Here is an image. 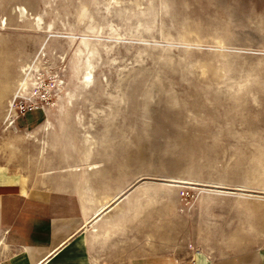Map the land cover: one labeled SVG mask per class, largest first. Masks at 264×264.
Wrapping results in <instances>:
<instances>
[{
	"label": "rangeland",
	"instance_id": "374dc122",
	"mask_svg": "<svg viewBox=\"0 0 264 264\" xmlns=\"http://www.w3.org/2000/svg\"><path fill=\"white\" fill-rule=\"evenodd\" d=\"M88 138L103 167L70 193L91 212L122 198L111 235L87 233L94 264L261 248L264 0H0V173L57 191Z\"/></svg>",
	"mask_w": 264,
	"mask_h": 264
},
{
	"label": "crops",
	"instance_id": "0c3cea01",
	"mask_svg": "<svg viewBox=\"0 0 264 264\" xmlns=\"http://www.w3.org/2000/svg\"><path fill=\"white\" fill-rule=\"evenodd\" d=\"M81 202L70 192L22 186L18 177L0 173V264H94ZM131 264H264V245L223 260L200 251L187 261L158 256Z\"/></svg>",
	"mask_w": 264,
	"mask_h": 264
},
{
	"label": "bare ground",
	"instance_id": "6f19581e",
	"mask_svg": "<svg viewBox=\"0 0 264 264\" xmlns=\"http://www.w3.org/2000/svg\"><path fill=\"white\" fill-rule=\"evenodd\" d=\"M26 8V7H25ZM83 14H85V13H83ZM83 14H82V16H83ZM91 27V26H90ZM93 30V29H92ZM90 31V30H89ZM85 40H87V39H85ZM85 40H83L82 41V43L84 44V47L86 48V50L89 48V42H91L89 39H88V41H85ZM74 42V41H73ZM95 44V42L93 43V45ZM79 45V44H78ZM91 45V44H90ZM96 45H94V47H95ZM78 47V46H77ZM82 47H83V45H82ZM92 48V47H91ZM96 48V47H95ZM75 52H77V51H75ZM74 52V53H75ZM87 52V51H86ZM78 55H79V65H80V68L83 70V71H85V74H84V80L82 81V85H81V87H80V89H79V94L81 93H83L84 92V90L85 89H88V88H90V87H92V85L94 84V76H93V68H94V64H93V61H92V59L94 58V55H95V53H94V51H92V50H89L88 51V53L83 57V55L85 54V51L83 50V49H79L78 50ZM75 56V55H74ZM77 56V55H76ZM85 58V59H84ZM99 58V57H98ZM76 60V59H75ZM84 60H86V61H84ZM75 65V64H74ZM25 70H26V68H24ZM77 70V69H76ZM75 70V71H76ZM78 71V70H77ZM82 71V72H83ZM84 73V72H83ZM29 75H31L30 73H29ZM34 76V75H33ZM24 78V77H23ZM27 81V80H26ZM28 83H29V80H28ZM32 84V83H31ZM34 85V84H33ZM95 85V84H94ZM32 86V85H31ZM36 86V85H35ZM25 87H27V83H23L22 84V89H24ZM28 88V87H27ZM38 91V87H35V91ZM27 91V90H26ZM63 91V90H62ZM65 91V90H64ZM74 91V90H73ZM43 93V92H42ZM63 93H65V92H63ZM69 94L67 95V98H66V102H67V106H66V112H67V115L68 116H70L69 115V113L71 112H69V108H71L72 106L74 107V104H73V97H74V95H76V94H74L73 95V93L72 92H68ZM75 93H77L76 92V90H75ZM64 95V94H63ZM83 95V94H82ZM78 96V95H77ZM80 96V95H79ZM75 101V100H74ZM12 102V101H11ZM64 103V102H63ZM10 104V103H9ZM58 105H59V103H58ZM12 106V104L10 105V107ZM56 106V105H55ZM65 108V107H64ZM65 112V111H64ZM61 113V112H60ZM63 113V112H62ZM70 114H72V112L70 113ZM48 115V114H47ZM52 115V114H51ZM61 115V114H60ZM66 115V116H67ZM50 116V115H49ZM62 116V115H61ZM65 117V116H64ZM71 117V116H70ZM50 118V117H49ZM68 118V117H67ZM65 119V118H64ZM10 121H11V118H10ZM61 121V120H60ZM78 121V120H77ZM71 122V121H70ZM67 123V122H66ZM64 121H61V126L62 127H64L65 126V124H66ZM14 125V120L12 119V126ZM55 125H53V123H52V121H50V119L49 120H47V122L42 126L43 128H44V131L45 132H47L49 135L50 134H52L53 135V131H54V129H55V127H54ZM71 128V127H70ZM60 129V128H59ZM56 130V129H55ZM61 130H62V132H66L67 131V128H61ZM61 132V131H60ZM61 132V133H62ZM46 133V134H47ZM55 133H56V131H55ZM55 133H54V137H55ZM60 133V134H61ZM59 134V135H60ZM58 135V136H59ZM64 134H62V136H63ZM51 136V135H50ZM61 137V136H60ZM68 138V137H67ZM74 138V137H73ZM54 142H52V143H48V142H45V144H47V146L50 148V149H52V150H55V149H57L56 148V145H57V140H56V138H55V140H53ZM68 142V141H67ZM74 142H75V140H74ZM73 142V143H74ZM86 142L88 143V146L87 147H85L84 149H82V150H79V151H77V152H80L81 153V155H82V159H81V161L83 162V165H80V164H75V165H69L68 166V171H66V174L65 175H67V173H69L70 172V174H69V177H65V176H61L62 177V179L61 178H59V180H60V183H58L57 185V191H61V192H74L75 190L74 189H72L73 188V185H71V183H74V185L76 186V185H78V184H84V186H85V184L87 185L91 180H90V176H91V173H95V172H101L99 169H101V167H103L101 164H100V162H98V163H95V162H93V161H91V158H92V156H93V154H94V149L92 148L94 145H95V143L93 142V140H92V138H88L87 140H86ZM85 143V142H84ZM65 144V143H64ZM63 144V145H64ZM71 144V143H70ZM46 146V145H45ZM59 146V145H58ZM62 147V146H61ZM64 150V148L62 147V151ZM47 151V149H46V147H43L42 148V152L44 153V152H46ZM57 151V150H56ZM59 151V150H58ZM69 153H72V151L70 152L69 151ZM74 153V152H73ZM77 154V153H76ZM64 155H67V156H69L70 157V155L66 152V151H64ZM74 155H75V153H74ZM76 156V155H75ZM77 158H79V157H77ZM76 158V159H77ZM76 159H73V160H76ZM93 159V158H92ZM78 161H80L79 159H77ZM76 160V161H77ZM71 161V160H70ZM75 162V161H74ZM73 163V162H72ZM78 163H80V162H78ZM68 165V164H67ZM85 168L84 169V171H82V168ZM2 172V171H1ZM59 172V171H58ZM83 172V173H82ZM62 173H64V172H62ZM49 174V173H48ZM47 174V175H48ZM52 174V173H51ZM59 174V173H58ZM82 174H84V175H82ZM98 174V173H97ZM53 175H55V174H53ZM60 175V174H59ZM95 175V174H94ZM50 176H52V175H50ZM68 176V175H67ZM48 177V176H47ZM70 177H73V179H71ZM51 178V177H50ZM75 178V179H74ZM47 179H49V178H47ZM90 180V181H89ZM20 184L22 185V186H24V185H26L27 184V181L23 178L22 180H20ZM83 186V185H82ZM82 186H81V188H82ZM90 188V187H89ZM85 189V188H84ZM83 189V190H84ZM24 190V189H23ZM82 190V191H83ZM91 190V189H90ZM93 191V190H92ZM219 191V190H218ZM80 192V191H79ZM86 194L83 192H81L80 194H79V196H80V198H81V200L83 201V210H84V215H85V219H86V225H85V228H84V230L87 232V233H89L91 236H92V240H93V238L96 240V239H98V238H101V237H105L106 238V236H110L111 235V233H112V229L116 226V225H114V221L113 222H111L110 220H109V218H108V213L110 212V211H113V209L115 208V205L117 204V203H119L120 202V200L122 199H120V198H118V199H116V202L114 203V204H112L111 203V201H113L114 200V198L115 197H113L111 200H107V202H105V203H103V204H101L100 206L99 205H97L98 207H96V209L94 210V211H90L86 206H85V204H84V200H86L85 198H84V196H85ZM92 195H94V194H92ZM90 196V195H89ZM108 198V197H107ZM250 198V197H249ZM96 199V198H95ZM95 199H93V201H98L97 199L95 200ZM245 199H247V198H245ZM92 200V199H91ZM255 201V200H254ZM95 203V202H94ZM87 205V204H86ZM258 205V204H257ZM256 205V206H257ZM95 208V207H94ZM264 211V210H263ZM262 216V215H261ZM235 239V238H234ZM238 239V238H237ZM94 240V241H95ZM241 240V239H240ZM93 242V241H92ZM239 243V242H238ZM237 243V244H238ZM3 244V242H2V240L0 239V246ZM239 246V245H238ZM199 253V252H198ZM243 253V252H242Z\"/></svg>",
	"mask_w": 264,
	"mask_h": 264
}]
</instances>
